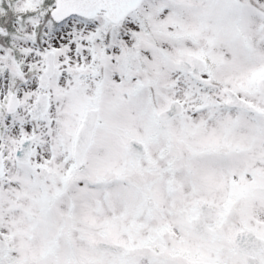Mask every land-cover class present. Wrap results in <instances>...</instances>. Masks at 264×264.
Wrapping results in <instances>:
<instances>
[{"label":"snow or ice","instance_id":"1","mask_svg":"<svg viewBox=\"0 0 264 264\" xmlns=\"http://www.w3.org/2000/svg\"><path fill=\"white\" fill-rule=\"evenodd\" d=\"M0 264H264V0H0Z\"/></svg>","mask_w":264,"mask_h":264}]
</instances>
